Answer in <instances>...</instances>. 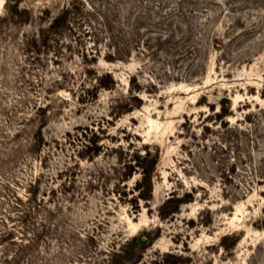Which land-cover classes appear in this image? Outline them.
Returning a JSON list of instances; mask_svg holds the SVG:
<instances>
[{
	"label": "rangeland",
	"instance_id": "1",
	"mask_svg": "<svg viewBox=\"0 0 264 264\" xmlns=\"http://www.w3.org/2000/svg\"><path fill=\"white\" fill-rule=\"evenodd\" d=\"M17 1L0 0V231L47 235L33 264H101L146 234L136 264H264V0ZM170 197L191 201L162 217Z\"/></svg>",
	"mask_w": 264,
	"mask_h": 264
},
{
	"label": "trees",
	"instance_id": "2",
	"mask_svg": "<svg viewBox=\"0 0 264 264\" xmlns=\"http://www.w3.org/2000/svg\"><path fill=\"white\" fill-rule=\"evenodd\" d=\"M10 6L17 7V0H7ZM69 22V10H64L54 17L47 29H43L42 33L46 41L50 38V34H59L63 28L68 26ZM46 43V42H45ZM100 87H108V85H100ZM140 105H132L129 111L133 108H139ZM231 103L228 98L222 99L221 108L216 113L218 117L222 120L224 117L230 114ZM35 142L38 145L41 144L43 140L42 128L40 127L35 134ZM97 138L90 137V143L86 146L85 155L96 156L101 153V146L98 145ZM145 155L138 156V161L136 166L141 170V177L137 180L134 191H138L137 196L134 200H145L148 201L152 198L153 192V177L155 168L160 160V149L155 147L151 149L148 145L145 147ZM83 155V156H85ZM134 167L130 166V171L125 172V179H128L133 174ZM189 194V195H188ZM187 196L190 197V193ZM170 197L164 203V208L169 203H175L172 210L164 212L162 217L168 216L172 212H176L180 205L184 202L191 201V198L173 199ZM133 200V199H132ZM2 222V221H1ZM0 231V247L2 250V256H0V263L3 264H33V254L31 253L34 249H40L41 247H46L48 236L44 235L42 231ZM154 238L150 234L141 236H133L132 238L125 241V243L120 247L119 250L113 251L112 257L109 260L101 264H136L139 262V257L144 253V251L151 245ZM7 253V254H5ZM168 256H172L167 254Z\"/></svg>",
	"mask_w": 264,
	"mask_h": 264
}]
</instances>
